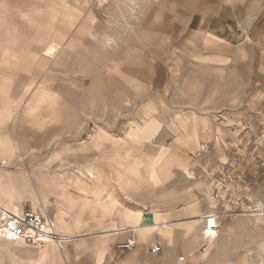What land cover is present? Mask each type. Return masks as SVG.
<instances>
[{
    "label": "crops",
    "instance_id": "crops-1",
    "mask_svg": "<svg viewBox=\"0 0 264 264\" xmlns=\"http://www.w3.org/2000/svg\"><path fill=\"white\" fill-rule=\"evenodd\" d=\"M43 1L48 26L20 45L18 27L2 16L16 7L0 0L3 60L25 67L27 88L18 135L27 159L9 171L21 140L3 131L23 102L17 77L0 66V208L46 210L68 238L42 249L0 238V264H209L231 229L214 219L208 227L215 198L201 153L224 152L241 120L264 122V0H140L141 21L111 59L99 60L67 110L48 78L33 77V64L56 56L65 31L101 36L106 3ZM20 51L29 55L23 65ZM76 121L73 136L62 129L48 142L49 126ZM128 239L132 252L116 249Z\"/></svg>",
    "mask_w": 264,
    "mask_h": 264
},
{
    "label": "rangeland",
    "instance_id": "rangeland-1",
    "mask_svg": "<svg viewBox=\"0 0 264 264\" xmlns=\"http://www.w3.org/2000/svg\"><path fill=\"white\" fill-rule=\"evenodd\" d=\"M98 1L95 0L92 9L95 7L97 9ZM103 1L106 4L100 9L102 13L99 27L103 30L101 36L91 38L89 35L80 34L78 30L65 31L66 40L56 56L39 58L33 64V77L48 78L49 90L53 95L60 94L66 110L70 107L72 109V105L78 106L79 86L89 84L90 71L96 69L99 60L104 58L107 61L114 56L113 50L118 49L121 41H126L133 33V26L137 27L142 18L141 12L146 10L143 8L145 3L140 0ZM6 2L14 4L16 8L6 12L1 10L0 15L3 12L2 16L9 17L10 23L18 27L19 31L16 35L19 38L16 41H20V45L30 43L39 34L37 30L42 24L48 26L51 13L43 0H6ZM86 16L85 13L80 19L83 21ZM81 26H83L82 22ZM74 40L75 46L70 51H66ZM4 52L0 48V66L6 74L17 77L18 86L15 94L21 97L23 103L19 106L20 110L16 117L10 120V126L3 131L5 135H15L21 142L15 143L16 152L13 161L5 164L6 166L0 162V166H4L9 171H17L27 159V154L20 149V146L25 145L23 143L25 137L21 139L18 137L25 131L23 120L25 99L23 98H25L24 90L27 88H24L20 76H24L26 72L24 66L12 70L13 64L9 65V57L3 60ZM25 53L27 52L18 53L20 65H23L29 57V55L25 56ZM98 54L100 56L97 58ZM60 58H63V62ZM9 68L15 71L16 75L8 71ZM35 90L36 87L33 91ZM65 113L67 114L66 111ZM77 127H79L78 121L65 129L49 126L48 142L57 135L60 136L63 130L65 135L72 133L70 135L73 136ZM236 127L237 134L225 138L224 152L217 151L213 147V150L201 153L204 164L202 172L211 179L215 198L214 208L212 207L214 211L210 216L220 225L231 229L221 240L215 256L209 257L208 261L209 264H222L226 260L232 258L236 260V257L240 256V264H264V212L261 211L264 206V122L257 118L241 120Z\"/></svg>",
    "mask_w": 264,
    "mask_h": 264
},
{
    "label": "built area",
    "instance_id": "built-area-1",
    "mask_svg": "<svg viewBox=\"0 0 264 264\" xmlns=\"http://www.w3.org/2000/svg\"><path fill=\"white\" fill-rule=\"evenodd\" d=\"M261 211L264 212V206ZM212 219L213 217H208L209 228L212 227ZM0 238L12 242H24L42 249L49 243L61 246L68 237L56 231L51 216L46 210L36 213L23 208L16 211L0 208ZM135 247L136 243L133 239L117 245L118 250L127 252H132ZM151 251L159 255L161 246L154 243L151 245Z\"/></svg>",
    "mask_w": 264,
    "mask_h": 264
},
{
    "label": "bare ground",
    "instance_id": "bare-ground-1",
    "mask_svg": "<svg viewBox=\"0 0 264 264\" xmlns=\"http://www.w3.org/2000/svg\"><path fill=\"white\" fill-rule=\"evenodd\" d=\"M51 52H52V51H51ZM214 223H215V222H214ZM212 226H213V225H212ZM210 228H211V227H210ZM209 233L213 235L215 232H212V231L210 230V232H209Z\"/></svg>",
    "mask_w": 264,
    "mask_h": 264
}]
</instances>
